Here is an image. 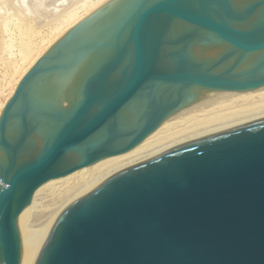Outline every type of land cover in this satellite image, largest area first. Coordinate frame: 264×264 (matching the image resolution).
Masks as SVG:
<instances>
[{"label":"water","instance_id":"95a60500","mask_svg":"<svg viewBox=\"0 0 264 264\" xmlns=\"http://www.w3.org/2000/svg\"><path fill=\"white\" fill-rule=\"evenodd\" d=\"M264 87V0H110L24 75L0 116V264H264V122L126 172L20 251L44 184L125 154L195 88Z\"/></svg>","mask_w":264,"mask_h":264},{"label":"bare ground","instance_id":"6f19581e","mask_svg":"<svg viewBox=\"0 0 264 264\" xmlns=\"http://www.w3.org/2000/svg\"><path fill=\"white\" fill-rule=\"evenodd\" d=\"M108 1L0 0V61L6 67L0 78L1 110L42 55ZM184 98L194 102L171 115L133 150L40 187L29 205L23 231L18 232L20 251L40 243L60 214L114 178L197 139L264 122V87L247 92L195 88L186 91ZM45 198L48 204H43ZM47 212L46 220L32 224L36 215Z\"/></svg>","mask_w":264,"mask_h":264},{"label":"rangeland","instance_id":"374dc122","mask_svg":"<svg viewBox=\"0 0 264 264\" xmlns=\"http://www.w3.org/2000/svg\"><path fill=\"white\" fill-rule=\"evenodd\" d=\"M44 31V34H46V32H48V28H46V29H44L43 30ZM35 40L37 41V42H39L40 41V38L39 37H36L35 38ZM5 66H3L2 65V62L0 61V78H2L3 77V73L5 72ZM2 75V76H1ZM48 198H45L44 200H43V204H48L47 202H48ZM50 204V203H49ZM51 208H53V207H51ZM38 216H39V218H38ZM48 216H49V212H47V213H45V216H41L40 217V215H36V217H34V220H33V225H38L39 223H41L42 221H44V220H46L47 218H48ZM35 219H36V221H35Z\"/></svg>","mask_w":264,"mask_h":264},{"label":"built area","instance_id":"2783aa9c","mask_svg":"<svg viewBox=\"0 0 264 264\" xmlns=\"http://www.w3.org/2000/svg\"><path fill=\"white\" fill-rule=\"evenodd\" d=\"M1 100H2V97H1V95H0V102H1ZM0 107H1V106H0ZM3 110H4V109H3ZM3 110L0 109V113H2Z\"/></svg>","mask_w":264,"mask_h":264}]
</instances>
